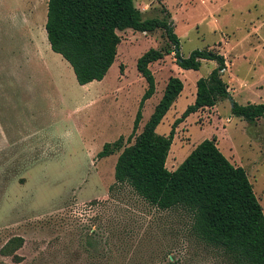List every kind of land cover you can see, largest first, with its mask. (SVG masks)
I'll return each instance as SVG.
<instances>
[{"label":"rangeland","instance_id":"374dc122","mask_svg":"<svg viewBox=\"0 0 264 264\" xmlns=\"http://www.w3.org/2000/svg\"><path fill=\"white\" fill-rule=\"evenodd\" d=\"M144 18L168 16L188 57L215 49L227 58L223 79L232 98L190 114L176 127L167 167L176 169L204 139L216 138L246 168L264 208V117L250 122L232 103H264V0H135ZM48 0H0V264H227L193 235L182 208L159 209L129 185L116 184L119 152L97 153L133 131L146 79L137 59L163 46L162 30L126 29L102 80L81 85L47 38ZM217 65L153 62L157 90L147 100L141 132L171 76L184 89L162 122L174 121L196 97V82ZM134 142V139L133 141ZM19 245V246H18ZM12 251L4 254L3 248Z\"/></svg>","mask_w":264,"mask_h":264},{"label":"trees","instance_id":"16d2710c","mask_svg":"<svg viewBox=\"0 0 264 264\" xmlns=\"http://www.w3.org/2000/svg\"><path fill=\"white\" fill-rule=\"evenodd\" d=\"M163 12L164 16L144 18L135 0H48L45 27L52 50L72 66L81 85L106 76L122 40L119 31H163L166 43L147 50L137 59V69L146 79L147 88L127 138L129 144L120 136L106 142L97 157L119 152L116 184L129 185L159 209L187 211L193 220V235L219 251L227 264H264V208L246 168L233 164L218 147L215 137L201 141L176 169L167 167L176 127L190 114L213 107L232 95L223 79L226 56L205 48L184 57L174 21L167 15L168 9ZM168 54H174L177 65L184 69L198 70L204 60H214L217 65L208 76L197 80L194 102L174 121L169 134L158 133L157 127L184 89V81L178 76L169 78L149 120L137 133L145 104L157 90L150 65ZM232 104V113L250 122L264 117V103ZM6 249H2L4 254L13 253Z\"/></svg>","mask_w":264,"mask_h":264},{"label":"crops","instance_id":"0c3cea01","mask_svg":"<svg viewBox=\"0 0 264 264\" xmlns=\"http://www.w3.org/2000/svg\"><path fill=\"white\" fill-rule=\"evenodd\" d=\"M205 61V60H204ZM227 67H228V64H227Z\"/></svg>","mask_w":264,"mask_h":264},{"label":"water","instance_id":"95a60500","mask_svg":"<svg viewBox=\"0 0 264 264\" xmlns=\"http://www.w3.org/2000/svg\"><path fill=\"white\" fill-rule=\"evenodd\" d=\"M232 107H233V104H232Z\"/></svg>","mask_w":264,"mask_h":264}]
</instances>
